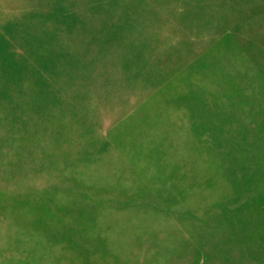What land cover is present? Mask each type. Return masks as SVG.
<instances>
[{"label":"rangeland","instance_id":"1","mask_svg":"<svg viewBox=\"0 0 264 264\" xmlns=\"http://www.w3.org/2000/svg\"><path fill=\"white\" fill-rule=\"evenodd\" d=\"M0 264H264V0H0Z\"/></svg>","mask_w":264,"mask_h":264}]
</instances>
